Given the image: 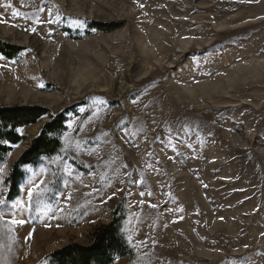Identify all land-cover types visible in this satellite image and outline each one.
Instances as JSON below:
<instances>
[{"label":"rangeland","instance_id":"1","mask_svg":"<svg viewBox=\"0 0 264 264\" xmlns=\"http://www.w3.org/2000/svg\"><path fill=\"white\" fill-rule=\"evenodd\" d=\"M0 41V107L49 112L0 160V264H54L114 218L110 264H264V0H0Z\"/></svg>","mask_w":264,"mask_h":264},{"label":"trees","instance_id":"2","mask_svg":"<svg viewBox=\"0 0 264 264\" xmlns=\"http://www.w3.org/2000/svg\"><path fill=\"white\" fill-rule=\"evenodd\" d=\"M97 27L105 31L114 28V26ZM0 53L7 58H13L17 48L0 41ZM48 113L46 108L37 105L0 107V160L24 140V136L19 133L21 127L38 122ZM67 119L66 111L51 116L31 140L29 147L15 161L6 180L9 184V199L18 196V184L23 178L21 170L23 166L34 165L41 156H50L58 152L61 146L60 135L66 128ZM93 236V243L89 246L70 243L51 252L47 258L54 264H110L114 256L127 252V243L120 232L116 218L97 228Z\"/></svg>","mask_w":264,"mask_h":264},{"label":"snow or ice","instance_id":"3","mask_svg":"<svg viewBox=\"0 0 264 264\" xmlns=\"http://www.w3.org/2000/svg\"><path fill=\"white\" fill-rule=\"evenodd\" d=\"M33 31H35V30H33ZM33 191H34V189H29L28 190V196H29V198L32 197ZM3 203H4V201H0V204H3ZM153 207H155V206H153ZM11 223L12 224H24L25 221L24 220H12ZM29 235H31V234H29Z\"/></svg>","mask_w":264,"mask_h":264}]
</instances>
